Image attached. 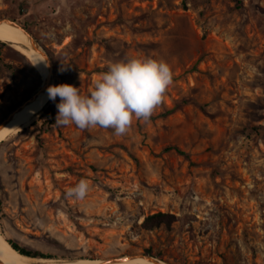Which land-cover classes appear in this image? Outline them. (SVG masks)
Here are the masks:
<instances>
[{
  "label": "rangeland",
  "instance_id": "374dc122",
  "mask_svg": "<svg viewBox=\"0 0 264 264\" xmlns=\"http://www.w3.org/2000/svg\"><path fill=\"white\" fill-rule=\"evenodd\" d=\"M9 19L47 53L53 85L88 94L130 56L163 59L173 83L124 135L57 126V97L2 139L6 242L49 261L264 264V0H0ZM22 56L0 40V123L43 82ZM81 180L85 196H69ZM156 212L176 219L142 228Z\"/></svg>",
  "mask_w": 264,
  "mask_h": 264
},
{
  "label": "clouds",
  "instance_id": "9594fccd",
  "mask_svg": "<svg viewBox=\"0 0 264 264\" xmlns=\"http://www.w3.org/2000/svg\"><path fill=\"white\" fill-rule=\"evenodd\" d=\"M172 83V69L163 59L130 56L109 62L88 94L67 83L49 86L46 91L53 102L59 97L57 126L100 127L120 136L129 131L134 120H150ZM88 188V182L81 180L68 194L83 198Z\"/></svg>",
  "mask_w": 264,
  "mask_h": 264
},
{
  "label": "bare ground",
  "instance_id": "6f19581e",
  "mask_svg": "<svg viewBox=\"0 0 264 264\" xmlns=\"http://www.w3.org/2000/svg\"><path fill=\"white\" fill-rule=\"evenodd\" d=\"M10 20V19H9ZM0 40L8 41L12 47L22 53L30 61L32 66L40 72L43 81L46 80L49 70L45 58L37 53L31 43L30 37L17 25L7 21L0 23ZM49 86H52L50 84ZM48 86V87H49ZM47 87V88H48ZM47 88L39 91L32 99L22 104L11 113L12 117L0 128V141L6 136L19 132L30 125L40 114L43 107L49 101ZM102 260L76 259L69 261H49L21 255L13 249L0 233V264H104ZM160 264H165L159 260ZM106 264H155L143 257H136L129 261L110 262Z\"/></svg>",
  "mask_w": 264,
  "mask_h": 264
},
{
  "label": "water",
  "instance_id": "95a60500",
  "mask_svg": "<svg viewBox=\"0 0 264 264\" xmlns=\"http://www.w3.org/2000/svg\"><path fill=\"white\" fill-rule=\"evenodd\" d=\"M3 21H7V22H10V23H12V24H15V25H17L19 28H21L29 37H30V39H31V43H32V46H33V48H34V50L37 52V53H39V54H41L44 58H45V60H46V62H47V67H48V70H49V73H48V76H47V78H46V80H44L43 82H42V85H41V88L38 90V92L39 91H43V90H45L50 84H52L53 83V75H52V61H51V59L49 58V56L47 55V53L44 51V49H43V47L35 40V38L31 35V33L28 31V30H26L23 26H21L20 24H18L17 22H15V21H13V20H0V23L1 22H3ZM53 85V84H52ZM37 92V93H38ZM36 93V94H37ZM34 96V95H33ZM33 96L30 98V99H32L33 98ZM29 99V100H30ZM29 100H27V101H29ZM26 102V101H25ZM24 102V103H25ZM20 107V106H19ZM17 109V108H16ZM15 109V110H16ZM14 110V111H15ZM13 112V111H12ZM11 112V113H12ZM11 113L0 123V128L1 127H3L8 121H10V119H11V117H12V115H11ZM12 247V246H11ZM13 248V247H12ZM14 249V248H13ZM21 254V253H20ZM21 255H23V254H21ZM23 256H26V255H23ZM27 257H30V256H27ZM136 257H143V258H145V259H147V260H149V261H154L155 262V264H160V263H158L159 262V260L158 259H156V258H154V257H152V256H149V255H126V256H120V257H116V258H110V259H104V260H102V261H104L103 263L104 264H106V263H110V262H122V261H129V260H131V259H133V258H136ZM33 258H36V257H33Z\"/></svg>",
  "mask_w": 264,
  "mask_h": 264
},
{
  "label": "trees",
  "instance_id": "16d2710c",
  "mask_svg": "<svg viewBox=\"0 0 264 264\" xmlns=\"http://www.w3.org/2000/svg\"><path fill=\"white\" fill-rule=\"evenodd\" d=\"M25 29H27L26 25L21 24ZM25 58V56H22ZM26 59V58H25ZM48 108H45V110L43 111V115H47L49 116L45 118V121H47L48 123H54V120L52 119V114H48L47 112ZM51 117V118H50ZM176 217L174 214H171L169 212H156L150 215H147L143 222H142V228H144L145 230H153L156 228H160L162 226L165 227H170L172 225V223L175 221ZM7 242L19 253L26 255V256H30V257H43L44 255L40 254V253H36V252H31V251H27L23 248H20L16 243H14L11 240H7Z\"/></svg>",
  "mask_w": 264,
  "mask_h": 264
}]
</instances>
